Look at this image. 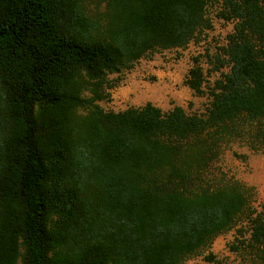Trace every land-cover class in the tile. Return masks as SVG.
<instances>
[{
    "label": "trees",
    "instance_id": "16d2710c",
    "mask_svg": "<svg viewBox=\"0 0 264 264\" xmlns=\"http://www.w3.org/2000/svg\"><path fill=\"white\" fill-rule=\"evenodd\" d=\"M99 1L0 0V264H184L242 219L230 248L264 264L253 188L205 180L222 142L253 124L262 143L264 0ZM216 2L235 25L206 113L100 105L109 74L185 47ZM204 81L196 63L186 84Z\"/></svg>",
    "mask_w": 264,
    "mask_h": 264
},
{
    "label": "rangeland",
    "instance_id": "374dc122",
    "mask_svg": "<svg viewBox=\"0 0 264 264\" xmlns=\"http://www.w3.org/2000/svg\"><path fill=\"white\" fill-rule=\"evenodd\" d=\"M86 7L92 16H100L105 11V3L87 0ZM221 2L208 7L207 15L212 27L206 29L185 47L167 48L152 51L137 60L130 68L108 75L105 86L106 98L99 101L106 111H122L129 107H141L151 102L164 111L176 106L183 107L189 114H204L212 100L211 87L220 78V71H213L210 55L220 51L228 42L234 30L235 21L220 16ZM199 64L205 74L203 93H196L186 80L191 68ZM242 136H233L221 143L217 157L209 164L205 180L209 185H218L228 180H238L250 192L251 203L262 209L264 205V135L257 148L252 137L257 134L253 124L247 127ZM256 141V140H254ZM246 221H239L231 229L218 235L210 246L200 250L184 264H218L206 261L210 252L221 260L220 264H253L241 253L231 250L230 244L238 235V228L245 227ZM249 235V232L246 233Z\"/></svg>",
    "mask_w": 264,
    "mask_h": 264
}]
</instances>
